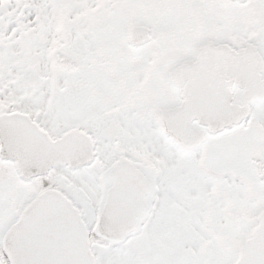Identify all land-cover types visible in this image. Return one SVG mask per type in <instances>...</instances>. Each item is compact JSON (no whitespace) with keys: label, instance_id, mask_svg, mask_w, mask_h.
<instances>
[{"label":"snow or ice","instance_id":"obj_1","mask_svg":"<svg viewBox=\"0 0 264 264\" xmlns=\"http://www.w3.org/2000/svg\"><path fill=\"white\" fill-rule=\"evenodd\" d=\"M0 264H264V0H0Z\"/></svg>","mask_w":264,"mask_h":264}]
</instances>
